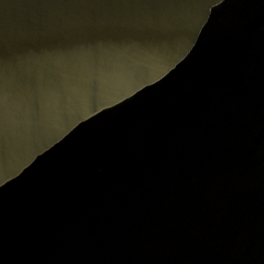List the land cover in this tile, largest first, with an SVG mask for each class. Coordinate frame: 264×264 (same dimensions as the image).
<instances>
[{"label": "water", "instance_id": "water-1", "mask_svg": "<svg viewBox=\"0 0 264 264\" xmlns=\"http://www.w3.org/2000/svg\"><path fill=\"white\" fill-rule=\"evenodd\" d=\"M0 264H264V0H0Z\"/></svg>", "mask_w": 264, "mask_h": 264}]
</instances>
